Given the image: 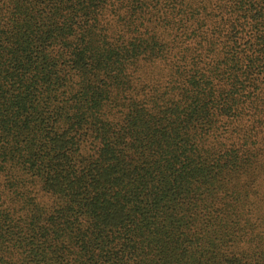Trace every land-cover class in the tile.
Segmentation results:
<instances>
[{"label": "trees", "instance_id": "trees-1", "mask_svg": "<svg viewBox=\"0 0 264 264\" xmlns=\"http://www.w3.org/2000/svg\"><path fill=\"white\" fill-rule=\"evenodd\" d=\"M0 264H264V0H0Z\"/></svg>", "mask_w": 264, "mask_h": 264}]
</instances>
